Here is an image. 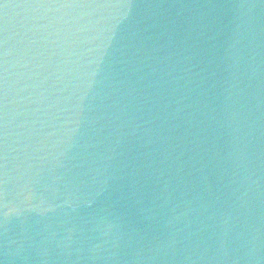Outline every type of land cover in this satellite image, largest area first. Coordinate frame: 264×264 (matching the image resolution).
<instances>
[{
  "label": "clouds",
  "instance_id": "1",
  "mask_svg": "<svg viewBox=\"0 0 264 264\" xmlns=\"http://www.w3.org/2000/svg\"><path fill=\"white\" fill-rule=\"evenodd\" d=\"M0 264H264V0H0Z\"/></svg>",
  "mask_w": 264,
  "mask_h": 264
}]
</instances>
